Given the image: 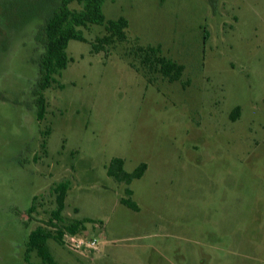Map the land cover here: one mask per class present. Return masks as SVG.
Returning a JSON list of instances; mask_svg holds the SVG:
<instances>
[{"label": "rangeland", "instance_id": "1", "mask_svg": "<svg viewBox=\"0 0 264 264\" xmlns=\"http://www.w3.org/2000/svg\"><path fill=\"white\" fill-rule=\"evenodd\" d=\"M214 1L104 0L126 40L95 53L104 27L80 28L39 120L48 9L0 0V264H47L26 251L34 231L53 264H264V0ZM139 46L181 67L178 80ZM113 158L146 170L117 182Z\"/></svg>", "mask_w": 264, "mask_h": 264}, {"label": "trees", "instance_id": "2", "mask_svg": "<svg viewBox=\"0 0 264 264\" xmlns=\"http://www.w3.org/2000/svg\"><path fill=\"white\" fill-rule=\"evenodd\" d=\"M104 0H43L46 5L47 13L39 31L35 34V41L41 45V53L38 57V76L36 86L33 90V102L36 108L37 119L44 117V95L43 92L56 83V76L59 77L61 72L65 70L70 62L66 53L70 41L86 42L80 28L89 25L103 26L105 35L97 38V42L91 45L92 51L95 53L101 50V47L113 41L123 42L126 40L127 21L123 17L115 20H105L102 13V5ZM214 0H208L209 5L214 8ZM71 3H76L80 10H72L69 8ZM206 39V33L204 34ZM137 50L145 55L154 57L158 72L169 82L178 80L182 73V68L176 63L168 60L160 53L158 47L139 46ZM62 88V85H58ZM238 108L232 113L231 119L234 121L238 117ZM107 175L117 182L130 184L133 180L140 179L145 170L146 165L141 164L138 168L127 173L123 168V161L120 158H113L108 167ZM66 184L56 187L58 197V210L62 208V196L65 195ZM121 203L129 209L137 210L136 205L128 200H121ZM32 211V206L30 207ZM44 237L35 231L32 232L27 240L26 251H37L38 255L44 260V263L53 264L50 256L44 248Z\"/></svg>", "mask_w": 264, "mask_h": 264}, {"label": "built area", "instance_id": "3", "mask_svg": "<svg viewBox=\"0 0 264 264\" xmlns=\"http://www.w3.org/2000/svg\"><path fill=\"white\" fill-rule=\"evenodd\" d=\"M95 243H96V240H93V241L90 243V245H91V246H94Z\"/></svg>", "mask_w": 264, "mask_h": 264}]
</instances>
